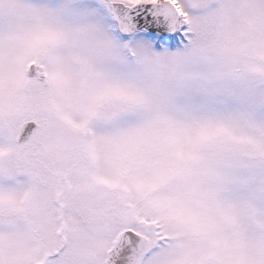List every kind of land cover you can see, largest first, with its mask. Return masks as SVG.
I'll return each instance as SVG.
<instances>
[{"label": "snow or ice", "instance_id": "6c2138e0", "mask_svg": "<svg viewBox=\"0 0 264 264\" xmlns=\"http://www.w3.org/2000/svg\"><path fill=\"white\" fill-rule=\"evenodd\" d=\"M0 264H264V0H0Z\"/></svg>", "mask_w": 264, "mask_h": 264}]
</instances>
